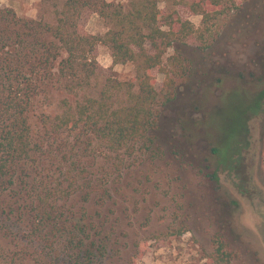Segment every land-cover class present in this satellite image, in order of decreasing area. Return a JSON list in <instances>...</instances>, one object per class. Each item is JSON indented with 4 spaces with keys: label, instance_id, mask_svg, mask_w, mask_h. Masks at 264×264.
<instances>
[{
    "label": "rangeland",
    "instance_id": "374dc122",
    "mask_svg": "<svg viewBox=\"0 0 264 264\" xmlns=\"http://www.w3.org/2000/svg\"><path fill=\"white\" fill-rule=\"evenodd\" d=\"M66 1L0 0V6L54 24ZM159 5L163 11L170 8L167 0ZM176 9L184 20L201 26V16ZM82 24L95 36L108 29L90 11ZM212 32L206 48L195 42L181 49L186 73L175 78L172 89L164 86L165 75L154 71L161 99L169 94L170 100L161 110L151 151L113 154L108 160L96 145L83 164L92 181H109L111 197L104 205L97 202L100 192L84 201L89 187L78 189L69 201L75 212L85 205V222L95 227V241L107 250L103 264H209L217 235L232 251L234 264H264V99L259 112L244 113L264 91V0H248L240 11L220 19ZM96 55L102 74L91 93L109 76L119 81L135 77L132 63L113 65L106 46L99 44ZM64 99L73 104L77 98L59 90L42 93L30 112L35 137L57 152L65 142L49 134L41 117L61 114ZM243 124V134L231 138L228 133ZM50 168L66 181L56 165ZM7 224L10 228L0 231V264L17 259L14 238L24 226L15 219Z\"/></svg>",
    "mask_w": 264,
    "mask_h": 264
},
{
    "label": "trees",
    "instance_id": "16d2710c",
    "mask_svg": "<svg viewBox=\"0 0 264 264\" xmlns=\"http://www.w3.org/2000/svg\"><path fill=\"white\" fill-rule=\"evenodd\" d=\"M160 1L129 0L125 5L67 0L56 11L54 24L0 6V231L10 228L11 219L24 225L14 238L19 252L12 264L16 260L17 264H103L107 250L95 241L91 233L95 227L85 222V205L76 212L69 205L74 193L86 187L91 192L85 194V202L92 192H100V205L111 197L108 180L92 181L84 174L91 149L101 145L108 160L113 154L151 151L161 110L170 100L169 94L161 99L154 71L164 74V86L172 89L175 78L186 73L181 49L195 42L206 48L215 24L240 11L248 0H167L166 11ZM177 7L201 16V26L184 20ZM88 11L107 23L104 35L85 30L82 19ZM99 44L111 51L113 65L132 63L135 77L119 81L109 76L101 89L91 93L102 74L96 55ZM53 90L77 98L73 104L64 99L61 114L41 117L49 134L65 142L59 152L39 141L30 123L33 101ZM262 99L264 91L244 113L259 112ZM244 128L243 124L228 134L237 137ZM51 165L59 168L65 182ZM81 179L86 181L82 185ZM214 246L209 264H234L222 236L214 238Z\"/></svg>",
    "mask_w": 264,
    "mask_h": 264
}]
</instances>
